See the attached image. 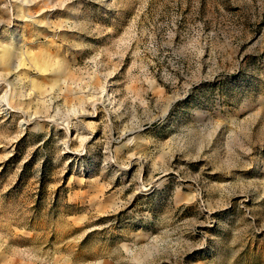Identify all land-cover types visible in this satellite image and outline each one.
<instances>
[{
  "label": "rangeland",
  "instance_id": "obj_1",
  "mask_svg": "<svg viewBox=\"0 0 264 264\" xmlns=\"http://www.w3.org/2000/svg\"><path fill=\"white\" fill-rule=\"evenodd\" d=\"M0 264H264V0H0Z\"/></svg>",
  "mask_w": 264,
  "mask_h": 264
}]
</instances>
